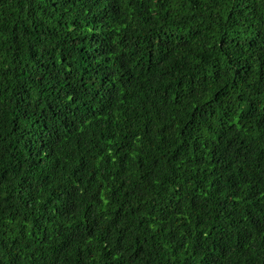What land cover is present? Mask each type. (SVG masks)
Instances as JSON below:
<instances>
[{
  "label": "trees",
  "instance_id": "trees-1",
  "mask_svg": "<svg viewBox=\"0 0 264 264\" xmlns=\"http://www.w3.org/2000/svg\"><path fill=\"white\" fill-rule=\"evenodd\" d=\"M0 264H264V0H0Z\"/></svg>",
  "mask_w": 264,
  "mask_h": 264
},
{
  "label": "snow or ice",
  "instance_id": "snow-or-ice-1",
  "mask_svg": "<svg viewBox=\"0 0 264 264\" xmlns=\"http://www.w3.org/2000/svg\"><path fill=\"white\" fill-rule=\"evenodd\" d=\"M193 2L196 4L197 7H199V0H193ZM79 99H80L79 94L75 92V90L73 91V93L69 94L68 96L69 103L66 104L69 110H71V108L76 106V103Z\"/></svg>",
  "mask_w": 264,
  "mask_h": 264
}]
</instances>
